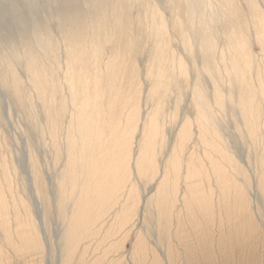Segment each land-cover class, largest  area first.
<instances>
[{
    "label": "rangeland",
    "instance_id": "rangeland-1",
    "mask_svg": "<svg viewBox=\"0 0 264 264\" xmlns=\"http://www.w3.org/2000/svg\"><path fill=\"white\" fill-rule=\"evenodd\" d=\"M152 2L153 0H151V4L147 6L146 9L138 8L137 12L139 13H137V15L126 14L127 17L120 16V25L117 23L116 25L112 24L113 32L108 33L109 35L107 34V36L102 34L99 38L82 37L78 43L80 44L78 46L80 48L78 50L79 52H76V55L79 54V63L72 65L70 71L68 69L69 67H66L69 59L65 57V50H62L63 45L57 35H55L53 42L56 49L55 52L40 57L41 54L39 53H41V50L38 51L39 62L36 64L38 69H36L35 72H37L39 76V88H37L34 83V77L26 70V61L23 60L20 63L15 62L17 64L16 70H11L15 65L5 56L1 60L0 264H49L47 261L49 257L48 252L44 245L48 240L51 246L50 256H52V264H131L129 260H132L134 257L132 253L135 246L140 242V244H142L143 240L145 241V253H147L145 264H152L153 260L156 263L159 259L161 260V264H169L167 250L170 251V249V253L179 257L176 259L178 264H212V262L213 264H264V145H262L264 143V135L262 136L259 134L252 140L247 132H243V129H240L243 123L239 116H237L235 120H232V122L235 123L226 129L224 128L223 131L224 137L229 141L228 147L231 153L227 151L224 143L222 145H220V142L215 144L211 141L212 138L207 136V143L202 144V146L215 144L216 148H213L215 149L214 154L211 153V155L205 156L202 153L203 147L199 149L196 146L198 152H194L193 156H195V159L193 163L190 162L191 155H189V160H187V157L184 159L183 155L182 158L184 162H182L181 167L190 163V166H192L189 168L190 172L188 176L187 174L183 175V171L180 170L182 169L181 167L179 169L181 172L177 171V173L181 174H177L168 166L169 158L167 152H169L168 150H170L173 141L170 144L169 138L165 136V143L162 144L160 152L156 153V155L158 154L156 165L159 166L160 171L162 170L158 173V176L166 174V180L164 181V186L160 190V195H162V199L164 195L166 198V195H170L171 193H174L172 194L173 196H178L177 199H175L176 201L174 200L176 203H173V205L175 204L176 212L173 216H170V219L166 216L161 219V224L152 214L155 206L151 203H147L148 205L146 206L142 204V197L146 195L147 187L157 185L158 181H149L150 178L143 175H141V177L140 173L135 171V168L132 171L133 176L131 175V178H133L130 179L128 184L126 183V185H129L128 190L131 188L134 189V196H129L130 194L128 191L121 194L117 193V201L119 199L118 202H122V206L115 207V216L111 215V212H109V226H104L102 229V231L105 230L104 234H101L97 239L92 237V233L98 234L102 232L100 228L98 229V225L101 222L100 219L96 220L93 218L96 217L95 215L93 216V210L95 208L100 209L99 204H103L104 202H99V204H97L98 200L96 195H91V193H89V196L87 193L85 196L86 200H83L79 193L76 194V197L74 196V200L69 199L68 203L66 200V208L63 206V202H65L64 192L67 188L66 182L68 181L64 182L61 177L68 169L73 170L71 167L79 166V157H77L80 153L78 144L81 135V130H79L81 127L80 124H78L79 117L80 119L83 117H88L90 120L94 119L91 121V129L94 128L91 132H93L94 137L97 133H99L97 134L99 136L101 134L100 132L104 131L102 135L98 137L99 140H103L102 143L107 142L110 136L112 138H115V135L117 136V134L113 132L114 128L122 129L123 127H136L138 123H140L141 126V124L145 122V116L155 113L152 109L153 107L149 105V101H151L149 96L151 93H153L155 97H153L154 103L158 100L166 102V107L164 108L165 113L168 112L169 108L174 109V115L172 114V118H169V122L171 125L173 124V127L178 123V120L182 121L184 117V115L182 116L183 113L180 112L184 111L183 105H185V101L182 100L176 105V100H179L182 94L186 98L188 94L191 93L189 89V81H191V78L190 76L186 77L177 70L176 65L173 64L172 56L173 52L175 55L181 56V50L184 53L183 56H186L182 44L172 35V33H176L178 37L181 30H174L175 32L170 34L171 41L168 47L161 53L160 58L156 57V51L153 53L150 52L149 40L151 39L149 38V26H151V23L156 19H154V16L144 12L159 10L161 8V6ZM168 8H170V6ZM120 12H123L121 8L118 13ZM41 13L40 11L38 15ZM25 15L27 16V13ZM157 16L168 17L167 14L162 12L158 13ZM149 18L152 20H149ZM124 19H126V21ZM158 21L162 22L161 19ZM166 21H169L172 26L175 25L177 21L186 23L185 19L177 18H169V20ZM117 26L120 27L118 28ZM121 27H124V29ZM124 30L127 31L125 32ZM14 31L19 35L16 29H14ZM247 38L249 39L247 40L248 42L254 43L252 48H254L253 53L255 52L256 56V62L251 63V68H249V70H244L246 71V84L251 88V82L258 85V79L260 78L259 72L264 70V54L261 53L262 47L255 43L253 35L251 37V34L248 33ZM8 40L9 41L6 40L4 42L5 45L0 44V50L2 52H5V48L13 45L22 55L25 54L23 52L25 46L19 44L20 40L18 36L17 38H10ZM94 46H101V49H94ZM95 53L98 55L96 56ZM185 61L188 66H194L196 64V60L191 56H186ZM84 68H88V70ZM158 69H161L163 73V69H165L168 73L167 78L171 79L172 77L174 83L178 82V86L174 87H179V90L166 92V89L157 87L159 88L158 92L156 86L154 87L152 85L153 88L151 86L153 76L150 72ZM12 71L13 73H11ZM194 72L197 76H203V74H201L203 73L202 70L199 71L195 69ZM68 74L71 78L73 75L72 79L76 84L75 92L77 96L71 97L72 92H70L65 82V77H67ZM90 77L91 80H89ZM83 78L86 81H84ZM94 80H97L98 83ZM87 82H89V85L91 83V85L89 86ZM79 83L83 85L86 92H83L81 89L79 90ZM92 85L94 87H92ZM89 88L92 90H89ZM224 88L228 96L230 92L234 95L233 85L228 83ZM155 93L159 94L155 95ZM158 95L159 97H157ZM42 96L43 98H41ZM88 99L90 101H88ZM91 99L93 100L91 101ZM261 109L263 111L264 106H262ZM131 111H133L135 115L132 114ZM136 112L141 115L140 118L143 123L140 118V122L138 119H136V121L134 120L136 118L135 116L139 117ZM142 113L145 115H142ZM80 114L83 117L80 116ZM93 114H96L94 118L92 117L94 116ZM86 115L87 117H85ZM98 120L100 122H98ZM69 121L72 122L71 124L73 126L71 124L69 125ZM96 122H98V124H96ZM173 122L176 123L174 124ZM93 124L95 126H93ZM72 127H74V130ZM97 129L99 130L97 131ZM173 129L174 128H167V132H169L168 134L171 137L174 132ZM108 132L110 134L112 132L113 135H110ZM138 132H141L140 128ZM194 133L197 132L195 131ZM102 136L106 137L103 138ZM72 138L74 144L71 143ZM139 139L140 140L135 142V146L133 147V155L139 152L141 146L143 147L146 141L145 138L140 137ZM203 141L205 140H202V142ZM70 143L73 144L72 150L74 153H72L73 151L69 148L71 147L68 145ZM163 146H165L164 149ZM106 147L109 146L107 145ZM108 151L109 150L106 152L110 153V151ZM185 151L188 153L189 150ZM96 152L98 151H94V158L99 156L97 155L99 152ZM127 153L130 154V149L126 150L124 154L126 155ZM99 154L101 160V156L104 152L103 154L101 152ZM128 154L126 155L127 157H129ZM108 156L109 154H107L106 157V165L100 160V162L92 160V165L89 164L90 162L87 163V165L90 166H88L89 168L87 169V173L90 175L88 176V178L90 177L89 179L94 176L95 182L96 179H98V182L100 180L102 181V177L105 176V168L109 166L108 164H110L111 161ZM232 157V162L236 161L237 163L238 161V168L236 167V163L230 162ZM210 159V162H213L211 166L208 162ZM70 161H72L73 165ZM185 161L187 163H185ZM193 164L195 166H193ZM99 165L100 167L98 168L97 166ZM92 166H95L98 172L96 169L93 170L94 167ZM187 166L189 167V165ZM212 167L214 168L212 169ZM113 175L111 176L112 178L114 177ZM226 176L228 177L226 178ZM98 177L101 178L99 179ZM178 178L180 179L178 180ZM188 178L189 181L187 180ZM108 181L106 185L101 183L103 189L105 186H111V182H113L115 187L114 181L116 180L110 181L109 183ZM199 186H201L202 190ZM121 187L123 188L122 185ZM166 189L169 190L167 191ZM33 195L37 200L39 199L41 223H43L41 227L38 221L37 208L34 204ZM59 196L61 197L59 198ZM139 198L140 201L138 200ZM124 201L128 203L125 206ZM161 201V206L163 208V205L165 206L166 204H164L163 200ZM60 203L62 204L60 205ZM114 203H110L107 208H113ZM179 203L180 205H178ZM123 206L127 212L129 208H133L134 206L133 210H137L135 211V213H137L135 214L136 218L128 217L126 219L127 222L138 220V215L142 214V208L145 210L143 224L147 230L145 229L142 232L143 228H139L138 226L140 223L137 222V224L133 226V229H128L129 231L126 229V231H124L128 232L127 240L119 236V234H115L114 231L122 222L121 218L124 216L122 213ZM171 206L167 204L165 207L171 209ZM242 207L245 210L249 209L245 220L239 217V211ZM78 209L83 210L84 213L78 211ZM101 214H104L102 210ZM249 217L251 218L252 228L248 226V228L244 230L245 228H242V226L245 225L244 221L250 222ZM70 224H73L71 227L73 226L72 228L77 234L74 238V243H71L72 245L66 244L67 239L65 236L66 232L73 231V229L69 227ZM111 228L112 231L109 232ZM86 231H89L91 236L87 237L88 233H86ZM141 232L142 236L138 238V234ZM109 234L111 235L110 237L115 239L109 238L108 241L104 240V236H108ZM227 239L231 240L230 246L224 243ZM70 245L73 248L70 247ZM205 251L208 252L205 253ZM161 253H163V255H161ZM106 255L108 257H106ZM140 256L143 255L138 256L139 264L141 260ZM96 258L99 260H96ZM188 258H190V260ZM183 260H185V262Z\"/></svg>",
    "mask_w": 264,
    "mask_h": 264
},
{
    "label": "bare ground",
    "instance_id": "bare-ground-1",
    "mask_svg": "<svg viewBox=\"0 0 264 264\" xmlns=\"http://www.w3.org/2000/svg\"><path fill=\"white\" fill-rule=\"evenodd\" d=\"M152 3H156L157 5L161 6V8H163V9L157 8L159 10H151V11H145L144 12L146 14H150V15L154 16V19H156L151 23V26H149V29H150L149 38L151 39V40H149L150 41V52L153 53L156 51V53H155L156 57L160 58L161 53L163 52V50H165V48L168 47V45L171 41L170 40L171 39L170 34L172 32H175L174 30H181L178 34V37H177L176 33H174V34L172 33V35L175 37L176 40H179V42L182 44L183 49L185 50V55L191 56L193 59H195L196 64L194 66H188L186 64V61H185L186 56H183L184 53L182 50H181V53H182L181 56L175 55L174 52L172 53L173 64L176 65L177 70L180 71L181 74H184L186 77L190 76L191 81H189V89L191 90V93L188 94V96L186 98L182 94V95H180V99L176 100V105H178V103L180 101L184 100L186 106L183 105L184 111L180 112V113H183L182 116L184 115L182 121L178 120V123L173 122L174 124L176 123V125H174V127H173V124L171 125V123L169 122V118L170 117L172 118V114L174 113V109L169 108L168 112L165 113L164 108L166 107V102L158 100L157 102L154 103L155 97H154V94L151 93L149 96V98L151 99V101H149V105L151 107H153L152 109L154 110L155 113L153 112L154 113L153 115L145 116V119H144L145 122L144 123L142 122V119L140 118L141 115H139L137 112L136 113L139 115V117L135 116L136 118L134 119L135 121H136V119H138V121H139V118H140L141 122L144 125L141 124V126H140V123H138V125L136 127H134V126H132V127L130 126L129 128L123 127L122 129L114 128L113 132H115V134H117V136L115 135V138H112L110 136V139H108L107 142L104 141L105 143H102L103 140H99V138H98L99 136L102 135V132H104V131L100 132L101 134L99 136L97 135L99 133H97L93 137V132H91V130L94 128L91 129V125H92L91 121H93L94 119L90 120V118H88L87 115L85 117H87L88 119L84 118L81 115L82 113L80 114V116H82L83 118L80 119V117H79V122H78V124H80V127H81V129H79V130H81V135L79 137V144H78V147L80 149V153H79V156H77V157H79V166L71 167L73 170L68 169L65 173H63V176L61 177V179L64 182L68 181V182H66L67 188L65 189V192H64V201L65 202H63V206L65 207L66 200H67V203H68L69 199L74 200V196L76 197V194L80 193L81 194L80 196L82 197L83 200L84 199L86 200L85 196L87 195V193H88V196H89V193H91V195L95 194L97 197V200H98V203L96 201L97 204H99V202L100 203L104 202L103 204H99L100 209L102 210V213L104 212V214L103 215L101 214V210L99 208L94 207L95 209L93 210V216L95 215L96 217L92 216L96 220L100 219L101 223L98 225V229L100 228L101 231L104 228V226L105 227L109 226V223H110L109 222V217H110L109 212H111V215H114L116 213L115 207L116 206H122L121 205L122 202L119 203L118 202L119 199L117 201V198H118V197H116L117 193L121 194V193H125L126 191H128V193L130 194L129 196H134V194H135L134 189L131 188L128 190L129 185H126V183L128 184L130 179L133 178V177L131 178V175H132V171L134 168L136 169L135 171L140 173V176L143 175V176L149 177L150 178L149 181H153V180L158 181L157 185L148 186L146 195H144L142 197L143 206L148 205L147 203H151L155 206L154 211L152 212L154 218L158 219L159 223L161 224V222H160L161 219H163L165 216L168 217V219H170V216H173V214L176 212L175 204L173 205V203H176L175 199H177L178 195L173 196L172 194H174V193H171L170 195H166V198L164 195L163 199H162V195H160V190L164 186V181L166 180V174H161L162 176H158V173H160L162 170L160 171L159 166L156 165V161H157L156 159H157V155H158V154L156 155V153L160 152L162 144L165 143L164 142L165 136H166V138H169L170 144L173 141V144H171L170 150H168L169 152H167V155L169 158L168 166L170 167V169L172 171L177 173V171L179 172L180 170H182L183 175L187 174V176H188V174L190 172L189 168L192 167V166H190L191 163L185 164L186 166L189 165V167L187 166L188 169L186 166H183V165H182L183 167H181V164H182V162H184L183 160L186 157H187V160H189V155H191V157H190L191 161L190 162L193 163V161L195 159V156H193L194 152L197 151V147L200 149V147H203L202 144L207 143V136L211 137L212 138L211 141H213L215 144L217 142L218 143L220 142V145H222L224 143L226 145L225 148L227 149V151L229 153H231V151L228 147L229 141H228V139H226V137H224L223 131H224V128L226 129L230 125L235 123V122H232V120H235L237 118V116L240 117V119L242 120V123H243L241 125L240 129H243V132H247L252 140L259 134L262 136L264 135V113H263L264 110L262 111V109H261V107L264 106V70L260 69L261 71L259 72L260 78L258 79V85L251 82L250 83L251 88L248 87L246 84V80H245L246 79L245 78L246 71H244L245 69L249 70V68H251L250 65L252 62H256L255 52L253 53L254 48H252V46H254V43L247 41V40H249L247 38L248 33L251 34V37L253 35L255 43L262 47L261 53L264 54V0H153ZM150 4H151V0H0V41H1L0 44L5 45L4 42L6 40L9 41L8 39H10V38L14 39V38H17V36H18L19 40H20L19 44L25 46V49L23 50V52L25 54H23V55L18 51V49L15 46H13L11 44H10L11 46L5 48V52H2L0 50V62L5 56L6 58H8L9 61H11V63H13L15 65L12 67L13 69H11V70H16L17 64L15 62L20 63L23 60L26 61V66H25L26 70L34 77V83H35L36 87L39 88L40 87L39 76H38L37 72H35V70L38 69V66L36 65L39 62L38 56H39V54H41L40 57L44 56V55L47 56L50 53L55 52L56 49H55V45L53 43L55 35H57L58 39L61 41V43L63 45L62 50H65L64 51L65 57L69 59L66 67H69L68 69L70 71L72 65H76L79 63V60H80L79 54L76 55V52L80 49L78 47L80 44H78V43H79V40L82 39V37L86 36V38H88V37L89 38H97V37L99 38V36L102 34L103 35L105 34L107 36L108 33L113 32V29H112L113 25L112 24H115V25H116V23L119 24V22H120L119 17L120 16L125 17L126 14L137 15V13H139V12H137L138 8L146 9V7L149 6ZM169 6H170V8H168ZM120 8L123 10V12L118 13ZM40 11L42 13L40 15H38ZM160 12L167 14L168 17L157 16V14ZM26 13H27V16L25 15ZM37 16H38V18H37ZM169 18L185 19L186 23H183L182 21H179V22L177 21L175 23V25L172 26L169 23V21H166V20H169ZM160 19L162 20V22L158 21ZM124 20L126 21V19H124ZM149 20H152V19L149 18ZM172 27H174V28H172ZM14 29L17 30V33H19V35H17L15 33ZM122 29H124V27ZM100 47L94 46V49L95 48L101 49ZM39 50H41V53L38 52ZM94 52H95V50H94ZM95 55L97 56L98 54L95 53ZM5 62H6V60H5ZM7 63H8V61H7ZM96 64H100V63H96ZM10 65H12V64H10ZM59 66H61V65H59ZM84 69H86V68H84ZM195 69H197L199 71L202 70L203 73H201V72H199V73L203 74V76H200L199 74H198L199 76H197V74H195V72H194ZM73 70H74V68H73ZM86 70H88V68ZM163 71H164V73L162 72L161 69H158V70H154V71L150 72L151 75L153 76V81H152L151 86L152 85L154 87L156 86V88L161 87L163 89H166L167 90L166 92H170L171 90L172 91L179 90V87L178 88L174 87V86H178V82L174 83L172 81V79H173L172 77H171V79H168L167 78V74H168L167 71H165V69H163ZM74 72H76V71H74ZM11 73H13V71ZM72 73H69V74H72ZM69 74L67 77H65V79H66L65 82L67 83L68 89H70V92H72L71 97L77 96V93L75 92V88H76L75 85L76 84L74 83L75 81H73V79H72L73 75L71 78L69 76ZM74 76H75V74H74ZM83 80H84V78H83ZM89 80H91V77L89 78ZM201 80L203 83L201 82ZM84 81H86V80H84ZM94 81L96 82L97 80H94ZM79 82H81V81H79ZM95 82H94V84H95ZM87 83L89 85V82H87ZM97 83H98V81H97ZM228 83L233 85L234 95H232L231 92L229 93V96L227 95L226 89L224 87ZM90 85H91V83H90ZM92 87H94V86L92 85ZM78 88H79V90L81 89L83 92L85 91L83 85H81L80 83L78 85ZM90 89L91 88H89V90ZM96 89H98V88H96ZM158 89L159 88H157V90ZM152 92H155V91H152ZM158 92H159V90H158ZM94 93H96V92H94ZM157 94H159V93H155V95H157ZM259 94H260V96H259ZM41 95H42V93H41ZM43 96L41 98H43ZM89 96H91V95H89ZM227 96H228V98H227ZM157 97H159V95ZM165 99H168V98H165ZM73 100H74V98H73ZM92 100L93 99H91V101ZM88 101H90V100L88 99ZM110 101H112V100H110ZM81 102H83V101H81ZM89 104H91V103H89ZM112 105H113V103H112ZM73 106H75V105H73ZM81 106H82V103H81ZM86 106H87V104H86ZM123 107H125V106H123ZM85 108H88V107H85ZM175 109H177V108H175ZM82 110H83V108H82ZM94 110H96V109H94ZM89 111H90V109H89ZM112 111H114V110H112ZM131 112H132V114H134L133 111H131ZM143 114L144 113H142V115ZM261 114H262V117H261ZM95 116H96V114L92 117L94 118ZM75 118H77V117H75ZM96 118H98V117H96ZM94 122H92V123H94ZM98 122H100V121L98 120ZM98 122H96V124H98ZM71 123L72 122H70L69 125ZM93 126H95V125L93 124ZM78 127H79V125H78ZM98 127H96V128H98ZM103 127H104V125H103ZM72 128L74 130V127H72ZM139 128L141 131L140 133L138 132ZM167 128H171V129L174 128L173 129L174 132L171 131V132H173L172 137L168 134L169 132H167ZM99 129H97V131ZM109 131H111V130H109ZM195 131L197 133H194ZM71 134H72V132H71ZM111 134H112V132H111ZM76 137H78V136H76ZM105 137H103V138H105ZM140 137L145 138L146 141H145L143 147L141 146L139 152L133 155L132 154V152H134L133 147L135 146V142L140 140L139 139ZM75 140H77V139H75ZM202 140H205V141L202 142ZM197 141H199V142H197ZM71 143L74 144L73 138H72ZM71 143L68 145L71 146L69 148L71 149V151H73L72 150L73 144H71ZM75 144H77V143H75ZM215 144H207V146H204L202 153L205 156L211 155V153L214 154L215 149H213V148H216ZM107 145L109 147H106ZM262 145H264V143ZM110 147H113V148H110ZM164 147L165 146H163V149H164ZM112 149H113V152H115V151L116 152L113 153ZM129 149H130V154L127 153L129 155V157H127L126 156L127 154L125 155L124 153L126 150H129ZM96 150L99 153L101 152L102 154L104 152V154L102 155L103 157L101 156V160H100V154L98 152H96V153H98L97 155H99V156H96V158H94L93 154H94V151H96ZM107 150H109L110 153H107L106 152ZM185 150H189L188 153ZM75 151H77V150H75ZM72 153H74V151ZM67 154H70V153H67ZM107 154H109V156H108L110 158L109 160H111L112 162L110 161V164H108L109 166L105 168V171H104L105 176H103V177L101 176L104 179V181L102 179V181L100 180L98 182L97 181L98 179H96V182H95L94 176H93V178L89 179L90 177L88 178V176H90V175L87 173V169L90 166L87 165V163L90 162L89 164H91L92 160H95V162L101 161L102 163H105ZM104 155H105V158H104ZM183 155H184V159L182 158ZM227 158H228V156H227ZM232 160H233V157H232V159H230V162H232ZM210 161H211V159L208 160V162L211 166V164L213 162H210ZM70 162L72 163V161H70ZM185 163H187V162L185 161ZM217 163H219V162H217ZM232 163H236V161H234ZM237 163H238V161H237ZM237 163H236V167L238 168ZM72 165H73V163H72ZM95 165H97V164H95ZM105 165H106V163H105ZM193 166H195V165L193 164ZM92 167H94L93 170L96 169L95 166H92ZM97 167L99 168L100 165ZM180 167L182 169H180ZM223 167H225V166H223ZM213 168L214 167H212V169ZM195 170H197V169H195ZM168 171H170V170H168ZM197 171H199V170H197ZM97 172H98V170H97ZM169 174H170V172H169ZM177 174H181V173H177ZM112 175L114 176L113 178L111 177ZM199 176H200V174H199ZM191 177H192V175H191ZM227 177L228 176H226V178ZM196 178H198V177H196ZM179 179L180 178H178V180ZM62 180H61V182H62ZM114 180H116V181H114ZM187 180L189 181V178ZM107 181H108V183L110 181H114L115 187L113 185V182H111V186L108 185L109 188L111 187L110 189L106 186H105V188L108 190H106L105 188L103 189V187H101V183H104L106 185ZM198 181H199V179H198ZM225 182H226V180H225ZM177 183H178V181H177ZM179 184H180V182H179ZM179 184H177V185H179ZM185 184H187V183H185ZM196 184H197V182H196ZM121 185L123 186V188L121 187ZM184 186H186V185H184ZM199 187L201 188V186H199ZM125 189H127V190H125ZM205 189H207V188H205ZM201 190H202V188H201ZM170 191H171V189H170ZM203 193H205V192H203ZM200 195H201V193H200ZM202 196H203V194H202ZM60 197L61 196H59V198ZM104 199H105V201H104ZM38 200L34 196V204H35V207L37 208L38 221L41 224L40 225V227H41V226H43V223H41L42 219H41V212H40ZM87 200L89 201L88 198H87ZM138 200L140 201V198ZM161 200H163L164 204H166V205L167 204H170V206L172 205L171 206L172 208L168 209L165 207L166 205L165 206L163 205V208H162V206H161L162 201ZM61 202H62V200H61ZM110 203L111 204L114 203V205H113V208L108 209L107 206H109ZM180 203L178 205H180ZM61 204L62 203H60V205ZM127 204L128 203H126L124 201V206ZM135 205H137V204H135ZM76 207H77V204H76ZM133 208H129L128 212L125 210V207L123 208L122 213L124 216H122V218H121L122 222L116 228V230H114L115 234H119V236H122V238H125V240H127L126 238L128 236L127 235L128 232H124V231H126V229H127V231L131 230V228L133 229L134 228L133 226H135V224H137V222L140 223V225L138 227L141 229L143 228L142 232L146 229L145 225L143 224V219L145 216V210L143 208H142V214L138 215V220H134L133 222H131V221L127 222L126 221V219L128 217H135V214H137V213H135V211H137V210H133ZM174 208H175V210H174ZM105 210H107V211H105ZM124 210H125V212H124ZM248 210H245L242 207L241 210L239 211V213H240L239 217H241L242 219L245 220L246 216L249 212ZM78 211L83 212V210H81V209H78ZM108 213H109V216H108ZM39 215H40V217H39ZM171 220H173V219H171ZM237 220H239V219H237ZM249 220H250L249 223L244 221L245 225L243 224L244 226H242V228L243 227L245 228L244 230H246L248 228V226H250V228H252L251 227L252 223H251L250 217H249ZM234 222H235V220H234ZM237 222H239V221H237ZM241 224H242V222H241ZM71 225H73V224H70L69 227H71ZM171 225H173V224H171ZM223 225H225V224H223ZM65 227H66V225H65ZM171 227H173V226H171ZM86 228H87V226H86ZM74 231L75 230L73 229V231H70L68 233L66 232V235H65L66 239H67L66 244L67 243L68 244L74 243L73 242L74 238L77 235L76 231L75 232ZM110 231H112V228L109 229V232ZM104 232H105V230H103L102 232H99L98 234L92 233L93 234L92 237L97 239L101 234H104ZM142 232L140 234H138L139 235L138 238H141L140 236H142L141 235ZM86 233H88L87 237L91 236L89 234L90 233L89 231H86ZM110 236H111L110 234L108 236H104V240L108 241L109 238L115 239V238L110 237ZM129 238H130V236H129ZM143 241H142V244H140L141 242L138 243L139 246H138V244L135 246L133 253L131 251V253L134 254V257L132 258V260H129L131 264H139V262H138V256L139 255H143V256H140L141 257L140 264H145V262L147 260L146 259L147 253H145V251H146L145 246H144L145 241L144 242ZM135 243H137V242H135ZM224 243L227 246H230L231 240L227 239L226 242H224ZM66 244H65V247H66ZM44 245H45V248L47 249L48 256H49L47 261L49 262V264H52V256H50L51 246H50L49 240H48V242H45ZM71 245H70V247H72ZM201 248H203V247H201ZM224 248H226V247H224ZM204 249H205V247H204ZM206 250H207V248H206ZM69 251L71 252L70 249H69ZM170 252H171V249H170V251L167 250L169 264H178V262H176V259L179 257H177L176 255H174ZM206 252H208V251H205V253ZM152 255H154V254H152ZM161 255H163V253H161ZM106 257H108V256L106 255ZM163 258H165V257H163ZM195 258H197V257H195ZM188 259L190 260V258H188ZM96 260H99V259L96 258ZM160 261L161 260L159 259L155 263V261L153 260L152 264H161ZM183 261L185 262V260H183ZM212 264H213V262H212Z\"/></svg>",
    "mask_w": 264,
    "mask_h": 264
}]
</instances>
